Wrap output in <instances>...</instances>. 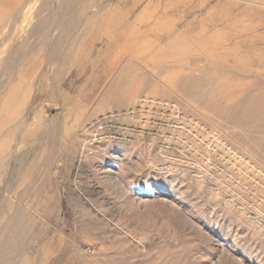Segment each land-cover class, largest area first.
I'll return each mask as SVG.
<instances>
[{
  "label": "rangeland",
  "instance_id": "obj_1",
  "mask_svg": "<svg viewBox=\"0 0 264 264\" xmlns=\"http://www.w3.org/2000/svg\"><path fill=\"white\" fill-rule=\"evenodd\" d=\"M56 1L43 10L41 0L0 2V11L10 9L13 45L26 42L10 88L18 92L13 109L26 107L16 120L28 134L15 141L23 153L0 168L3 181L21 183L13 201L0 202V222L10 205L33 219L42 241L31 242V255L42 264H264V120L238 130L224 116L253 94L254 78L240 65L248 54L264 55V0L246 13L240 0H81L66 15ZM83 8L86 18L99 9L102 16L75 22ZM45 20L52 33L42 44L31 31ZM69 23L55 82L62 62L51 66L47 51ZM90 60L99 64L94 72L77 77ZM207 73L217 75L204 85L210 101L188 102L175 91L178 74L201 81ZM40 156L36 167L14 162Z\"/></svg>",
  "mask_w": 264,
  "mask_h": 264
},
{
  "label": "bare ground",
  "instance_id": "obj_2",
  "mask_svg": "<svg viewBox=\"0 0 264 264\" xmlns=\"http://www.w3.org/2000/svg\"><path fill=\"white\" fill-rule=\"evenodd\" d=\"M2 0H0L1 2ZM8 1V0H7ZM12 0H9V2ZM14 1L11 2L14 4ZM39 1V0H37ZM52 0H41V10L46 9L49 4L51 3ZM231 1V0H230ZM242 2H244L248 7L245 8L244 13L253 10L252 7H249L250 4H254L257 6H263V4L259 3V2H254L253 0H240ZM8 2V3H9ZM18 2V1H17ZM20 2V0H19ZM57 2V1H56ZM60 13L63 15H66L70 12H73L74 9H76L75 6L81 4V0H60ZM57 2V3H59ZM124 2V1H123ZM237 2V1H236ZM4 3H6L4 1ZM227 3V2H226ZM18 4V3H17ZM29 4V3H27ZM31 4V3H30ZM84 4V3H82ZM127 4V3H126ZM148 4V3H147ZM211 4V3H210ZM239 4V2H238ZM243 4V3H242ZM241 4V5H242ZM9 5V4H8ZM15 5V4H14ZM13 5V6H14ZM23 5V4H22ZM137 5V4H136ZM209 5V4H208ZM240 5V8H241ZM11 6V7H13ZM34 6V5H33ZM237 6V5H236ZM251 6V5H250ZM2 8L4 7V5L1 6ZM25 7V6H24ZM75 7V8H74ZM85 7V6H84ZM98 7V6H97ZM234 7V5H233ZM238 7V6H237ZM81 8V7H80ZM86 8V7H85ZM85 8H83L82 10L79 11H75V17H74V21L75 22H79L82 20H85L87 23L93 24V22L95 20H97V18H99L101 15V12H103L101 9H99V11L95 14H92L90 17L85 15ZM93 8V7H92ZM146 8V6H145ZM148 8V7H147ZM82 9V8H81ZM127 9V8H126ZM7 10L8 6H7ZM29 10L30 6H29ZM40 10V11H41ZM261 10V9H260ZM5 11L1 10L0 11V67H2L1 73H0V137H2L3 135H6L5 137L8 138V141L6 142H0V168L2 167L3 163L6 164V162L9 160L8 157L11 156L12 154H19V153H23V144L21 145L20 143L17 144L15 141H25V139L27 138L28 134L25 132V130L20 131V127H22L21 125L26 124L24 119H20V120H16L19 119L18 117L23 113V110L26 108H24L22 110V113L20 114L19 112H17L16 110L13 109V105L14 103L18 100V92L14 90H11V88L13 87L11 86V77L13 76V72L15 70V68L23 61L24 59V55L22 54V50L24 49V47L26 46V42H23L19 45H13L14 42H12L11 40V36H12V32H11V28H10V23H9V19L8 17H6L7 15H5ZM97 11V10H96ZM121 11V10H120ZM4 12V14H2ZM43 12V11H42ZM9 12H7L8 14ZM11 16H13L12 18L15 20L17 19V17L19 16V12L17 11V8L15 7L14 9L11 8ZM31 13V12H29ZM89 13V12H88ZM87 13V14H88ZM226 13V12H225ZM243 13V14H244ZM43 14V13H42ZM111 14V13H110ZM120 14V13H119ZM248 14V13H247ZM121 15V14H120ZM129 16V15H128ZM20 17L22 18L23 24L29 25L30 22V16L27 15V13L25 15H20ZM42 17V16H41ZM228 17V16H227ZM46 18V17H45ZM35 19V18H34ZM56 19V18H55ZM104 19V18H103ZM226 19V18H225ZM53 20V19H52ZM120 20V19H119ZM118 21V20H117ZM50 20H45L42 22L37 23L32 31H31V35L35 36V35H40V43L45 44L44 40L46 39L47 36H49L52 33L51 27L50 26ZM97 22V21H95ZM99 22V21H98ZM101 22V21H100ZM108 23V22H107ZM113 23V22H112ZM121 23V22H120ZM59 24V23H58ZM96 24V23H95ZM131 24V23H130ZM25 25V26H26ZM52 25V24H51ZM73 23H69L66 24L63 28L62 33L57 37V39L50 45L49 50L47 51V56L50 59V61H52L53 63H51V66H54V64L56 62L59 61L58 58V54L61 52V49L65 43V39L67 36V32H70L72 27H73ZM19 26V25H18ZM57 26V24H56ZM24 27V26H22ZM30 27V26H29ZM85 28V27H84ZM86 28H89L86 27ZM94 28V26H93ZM29 29V28H28ZM31 29V28H30ZM119 29V28H118ZM128 29V28H127ZM23 30V29H22ZM27 30V29H26ZM25 30V31H26ZM106 30V29H105ZM124 30V29H123ZM129 30V29H128ZM169 30V29H168ZM167 30V31H168ZM24 31V33H25ZM58 31V30H57ZM83 31V29H82ZM92 31V30H91ZM103 31V30H102ZM20 32L23 33L20 29ZM19 32V34H20ZM111 32V31H110ZM116 32V31H115ZM122 32V31H121ZM133 32V31H132ZM152 32V31H151ZM17 33V32H16ZM85 33V32H84ZM127 33V32H126ZM168 33V32H166ZM109 34V32H108ZM133 34V33H132ZM169 34V33H168ZM21 35V34H20ZM103 35H105V31L103 32ZM128 35V34H127ZM14 36V35H13ZM74 36V35H73ZM86 36V35H85ZM121 36V35H120ZM125 36V35H124ZM165 36V34L163 35ZM162 36V37H163ZM15 37V36H14ZM18 37V36H17ZM25 37V36H23ZM133 37V36H132ZM161 37V36H159ZM166 37V36H165ZM169 37V36H168ZM97 38V37H96ZM123 38V37H122ZM138 38V37H137ZM18 38H16L17 40ZM20 39V38H19ZM139 39V38H138ZM158 39V38H157ZM26 40V39H25ZM52 40V39H51ZM99 41V40H98ZM169 41V40H168ZM161 43V42H160ZM206 43V42H205ZM126 44V43H125ZM95 45V43H94ZM132 46V45H131ZM137 46V45H136ZM130 48V47H128ZM134 48V46H133ZM74 49V48H73ZM92 49H94V47H92ZM25 50V49H24ZM86 50V49H85ZM99 50V49H98ZM122 50V49H121ZM135 50V48H134ZM139 50V49H138ZM165 48L162 49V51L165 53ZM83 51V50H82ZM141 51V50H140ZM140 51H138L139 53H141ZM159 53H160V49H158ZM106 52H108V48L106 50ZM104 51H101V54L104 55L103 53H106ZM111 52V51H110ZM127 52V51H126ZM133 52V50H132ZM162 52V53H163ZM70 53V52H67ZM143 53H145V51H143ZM156 53V52H155ZM158 53V52H157ZM73 54V53H72ZM134 54V53H133ZM231 54V53H230ZM233 54V53H232ZM61 55V54H60ZM140 54H138L139 56ZM171 55V53H170ZM45 56V54H44ZM74 56V55H73ZM142 56V55H141ZM97 57V56H96ZM137 57V56H136ZM144 57V56H143ZM162 56L156 57L159 58ZM165 57V56H164ZM173 57V56H172ZM103 58V57H101ZM166 58V57H165ZM168 58V57H167ZM171 58V57H170ZM174 58V57H173ZM126 59V58H125ZM138 59V58H136ZM163 59V58H161ZM74 60V59H73ZM120 60V59H119ZM153 60V59H152ZM174 60V59H173ZM172 60V62H173ZM238 60V59H235ZM160 61V59L158 60ZM214 61V60H213ZM242 61V60H240ZM62 62L61 67L59 70H57L56 72V76H55V82H58L59 78L62 75L63 72V67H64V62ZM107 62V61H106ZM110 62V61H109ZM119 62V61H118ZM123 62V61H122ZM157 62V60H156ZM198 62V61H197ZM209 62V61H208ZM215 62V61H214ZM231 62V61H230ZM84 63V62H83ZM108 63V62H107ZM159 63V62H158ZM163 63V62H162ZM220 63V62H219ZM226 63V62H225ZM41 64H42V60H41ZM98 62L97 61H89V66L87 67L86 64L81 66L80 72L78 73L77 77H81L83 75L84 72H86L88 69L92 70L94 72L95 68H97ZM124 64V63H122ZM154 64V63H153ZM235 64V63H234ZM40 65V62L38 64V67ZM155 65V64H154ZM120 66V64H119ZM209 66L213 67L214 64L210 63ZM238 66V65H237ZM33 67L35 68L34 64ZM38 67L36 66L35 69L39 70L41 68L38 69ZM41 67V66H40ZM68 67V66H67ZM121 67V66H120ZM215 67V66H214ZM235 67V66H234ZM33 68V69H34ZM45 68V66H44ZM66 68V67H65ZM224 68V67H223ZM232 68V67H231ZM240 68L245 71L249 77L254 78L253 81H250L249 86L252 87L251 91L253 92V94L247 98L246 102L243 104H240L236 107H230L227 108V110L224 112V116L229 120V122L232 124V128L234 127H240L241 123L243 121H246L251 127L252 126H256V123L258 124V122H262L264 120V104L263 103V98H264V55L263 54H248L246 60L243 61V63H241ZM1 69V68H0ZM226 69V68H225ZM223 69V70H225ZM35 70V71H37ZM201 70V69H199ZM23 71V70H22ZM21 71V72H22ZM98 71V70H97ZM221 71V70H220ZM26 72H29L26 70ZM31 72V70H30ZM29 72V73H30ZM54 72V71H53ZM92 72V75H99V74H95ZM184 72V71H183ZM201 72V71H200ZM33 73V72H32ZM191 73V72H190ZM245 73V74H246ZM27 74V73H25ZM153 74V73H152ZM29 75V74H28ZM27 75V76H28ZM101 75H104L103 73ZM194 75V74H193ZM118 76V75H117ZM152 76H156V75H152ZM23 77V76H22ZM54 77V76H53ZM66 77V76H65ZM119 77V76H118ZM158 77V76H157ZM176 83L175 85L179 86L178 89H176L175 91H180L181 92V96L183 98V100L186 101H190L192 103H204L207 101H210L211 97L209 96V92L204 89V85L206 84H211L212 82L215 81L217 75L216 74H210L207 73L204 75V78L200 81L198 79H195L193 76L191 75H187V74H178L176 76ZM29 78H31L29 76ZM43 78V77H42ZM46 78V77H45ZM120 78V77H119ZM26 79V78H25ZM41 79V78H39ZM49 79V78H48ZM32 80V78H31ZM64 80V79H63ZM249 81V79H248ZM32 82V81H31ZM107 82V81H106ZM36 83V82H35ZM49 83V82H48ZM61 83V82H60ZM74 83V82H73ZM24 84V83H22ZM28 84V83H27ZM33 84V83H31ZM54 84V83H53ZM77 84V83H75ZM100 84V83H99ZM106 84V83H105ZM17 85V84H15ZM99 86V85H98ZM11 87V88H10ZM17 87V86H16ZM40 87V85H39ZM47 87H49L47 85ZM74 87V86H73ZM111 87V86H110ZM109 88V87H107ZM169 88V87H168ZM209 88V87H208ZM29 90V89H28ZM27 90V91H28ZM95 90V88H94ZM103 90V89H102ZM101 90V91H102ZM167 90V89H166ZM212 90V88H211ZM31 90H29L27 93H31ZM47 91V90H46ZM107 91V90H106ZM214 91V90H213ZM34 92V91H33ZM96 92V91H95ZM118 92V90H117ZM100 93V91H99ZM209 93V94H208ZM220 94V93H218ZM222 94V93H221ZM34 95V94H33ZM125 95V94H124ZM123 94H121L120 96H118L117 102L118 105H121L122 103L126 102V99L124 97ZM177 95V94H176ZM224 95V94H223ZM29 96V95H28ZM50 96V95H49ZM66 96V95H65ZM166 96V95H164ZM23 97H25L23 95ZM31 98V96H29ZM34 97V96H33ZM132 97V96H131ZM27 98V97H26ZM35 98V97H34ZM33 98V99H34ZM101 98V97H100ZM20 99V98H19ZM138 99V98H137ZM246 99V98H245ZM24 100V99H23ZM132 100V99H131ZM141 100V99H140ZM27 101V99H26ZM32 101V99L30 100ZM91 101V100H90ZM143 101V100H142ZM138 102V101H137ZM140 102V101H139ZM36 103V101H35ZM103 103V102H102ZM149 103V102H148ZM184 103V102H183ZM19 104V103H18ZM21 104V103H20ZM19 104V105H20ZM28 104V103H27ZM26 104V105H27ZM81 104V103H80ZM134 104V103H133ZM136 104V103H135ZM134 104V105H135ZM18 105V107H20ZM30 105V104H29ZM147 105V104H146ZM186 105V104H185ZM17 106V105H16ZM80 106V105H79ZM78 106V107H79ZM101 106V105H100ZM136 106V105H135ZM129 107V106H128ZM140 107V106H139ZM169 107V106H168ZM177 107V106H176ZM189 107V106H186ZM228 107V106H227ZM21 108V107H20ZM23 108V107H22ZM21 108V109H22ZM29 108V106H28ZM221 108V107H220ZM80 109V108H79ZM199 109V108H198ZM206 109V108H205ZM73 110V109H72ZM90 110V109H89ZM131 110V109H130ZM174 110V108H173ZM219 110V109H218ZM31 111V110H30ZM85 111V109H84ZM82 111V112H84ZM135 111V110H133ZM193 111V110H191ZM72 112V111H71ZM144 112V111H143ZM87 113V112H86ZM135 113V112H134ZM140 113V112H139ZM150 113V112H149ZM195 113V112H194ZM223 113V112H222ZM27 115V114H26ZM23 115V116H26ZM74 115V114H73ZM199 115V114H198ZM209 115V114H208ZM213 115V114H212ZM129 116V115H128ZM218 116V115H217ZM210 117V116H209ZM23 118V117H22ZM26 118V117H25ZM214 118V117H213ZM219 118V117H218ZM34 119V118H32ZM71 120V117L69 118ZM220 119V118H219ZM139 120V119H138ZM215 120V119H214ZM223 120V119H222ZM16 121V122H15ZM146 121V119H145ZM69 122V120H68ZM149 122V121H148ZM244 122V123H246ZM253 123V125H251ZM264 123V122H263ZM68 124V123H67ZM66 124V125H67ZM180 124V123H179ZM222 125V124H221ZM246 125V124H245ZM177 126V124L175 125ZM220 126V125H219ZM261 126V125H260ZM27 127V126H26ZM35 127V126H34ZM66 127V126H65ZM250 127V128H251ZM36 128V127H35ZM52 128V127H50ZM72 127H69V129ZM242 128V127H241ZM245 128V127H244ZM29 129V133H30V127H28ZM178 129V128H176ZM184 129V128H183ZM224 129V128H223ZM238 129V128H237ZM236 129V130H237ZM262 128H260L261 130ZM264 129V128H263ZM36 130V129H35ZM67 130V129H66ZM73 130V129H72ZM90 129H86V132H88ZM182 130V129H181ZM239 130V129H238ZM245 130V129H244ZM250 130V129H249ZM258 130V129H257ZM34 131V130H33ZM31 133H34V132ZM37 132H39V130H36ZM53 131V130H52ZM70 131V130H69ZM68 131V132H69ZM227 131V130H226ZM231 131V130H229ZM254 131V129H253ZM21 132V135L18 137L17 134ZM173 132V131H172ZM176 132V131H175ZM173 132V133H175ZM178 132V131H177ZM185 132V131H184ZM228 132V131H227ZM232 132V131H231ZM230 132V133H231ZM262 132V131H261ZM30 133V134H31ZM36 133V132H35ZM34 133V134H35ZM67 133V131H66ZM235 133V132H234ZM243 133V132H242ZM250 133V132H249ZM253 133V132H252ZM255 133V132H254ZM37 134V133H36ZM180 134V133H179ZM182 134V133H181ZM184 134V133H183ZM239 134V133H238ZM237 134V135H238ZM241 134V132H240ZM257 134V133H256ZM65 135V134H63ZM72 135V134H71ZM232 135V134H231ZM230 135V136H231ZM247 135V134H246ZM30 136V135H29ZM175 136V135H173ZM179 135H177L178 137ZM225 136V135H224ZM244 136V135H243ZM242 136V137H243ZM258 136V135H256ZM33 137H35V135H33ZM32 137V138H33ZM172 137V135H171ZM232 137V136H231ZM246 137V136H245ZM251 137V136H250ZM255 137V136H254ZM229 138V137H228ZM239 138V137H238ZM247 138V137H246ZM259 138V136H258ZM3 137L0 139L2 140ZM72 139V138H71ZM232 139V138H231ZM261 139V138H260ZM181 140V139H180ZM109 141V140H108ZM234 141V140H233ZM243 141V140H242ZM241 141V142H242ZM250 141V140H249ZM258 141V140H257ZM16 143L17 145L13 146V143ZM238 142V141H237ZM248 142V141H247ZM259 147H261L264 151V138L262 140H259ZM14 143V144H15ZM88 143V141H87ZM236 143V142H235ZM33 144V143H32ZM39 144V143H38ZM37 144V145H38ZM244 144V143H243ZM252 144V143H251ZM256 144V143H255ZM26 145V144H25ZM36 146V145H35ZM87 146V145H85ZM29 148V146H27ZM64 147V146H63ZM66 147V146H65ZM37 148V146H36ZM82 148V147H81ZM63 149V148H62ZM84 149V148H83ZM82 149V150H83ZM90 149V148H89ZM44 150V149H43ZM258 150V149H257ZM25 151V150H24ZM81 151V150H80ZM167 151V150H166ZM253 151V150H252ZM256 151V150H255ZM259 151V150H258ZM45 155V151H43ZM168 152V151H167ZM262 152V151H261ZM260 152V155H261ZM39 153V152H37ZM41 153V152H40ZM63 153V152H62ZM84 153V152H83ZM255 153V152H254ZM41 154V156L43 157V155ZM61 154V153H60ZM59 154V155H60ZM165 154V153H164ZM264 154V153H263ZM34 155V154H33ZM58 155V154H57ZM167 155V154H166ZM165 155V156H166ZM259 155V157H260ZM24 156V155H23ZM37 156V154H36ZM41 156H40V160L36 159L38 158V156L35 158L33 157L30 160L27 161H23V160H14V162H19V163H26L29 166L32 167H36V166H40V162H41ZM164 156V155H163ZM117 157V156H116ZM169 157V156H168ZM264 157V156H263ZM19 158V157H18ZM44 158V157H43ZM50 158V157H49ZM52 158V157H51ZM29 159V157H28ZM167 159V158H166ZM165 159V160H166ZM43 160V159H42ZM261 160V159H260ZM54 161V160H53ZM168 161V160H167ZM166 161V162H167ZM55 162V161H54ZM261 162V161H258ZM4 164V167L6 166ZM261 164V163H260ZM44 165V162H43ZM263 165V164H262ZM42 166V165H41ZM44 167V166H43ZM24 168V167H23ZM31 168V167H30ZM47 169V168H46ZM167 169V168H166ZM171 169V168H170ZM17 170V169H16ZM28 170V169H27ZM5 171V168H4ZM31 171H34L33 169ZM46 171V170H45ZM6 174V172H5ZM27 174V172L25 173ZM45 174V173H44ZM7 175V174H6ZM29 175V174H27ZM4 177V176H3ZM3 177L1 176V172H0V202H4L5 200L7 201L8 199L13 201L12 199L16 196L15 195V190L16 189V185L17 183H19L18 181L14 179H10V180H6L3 181ZM7 177V176H6ZM46 177V176H45ZM110 177V175H109ZM28 178V177H27ZM25 176H21V182L24 181L25 179H27ZM44 178V177H43ZM31 179V177H30ZM29 179V180H30ZM38 179V178H37ZM22 182V183H24ZM27 182V180H26ZM21 185V183H19ZM25 184V183H24ZM19 185V186H20ZM18 188V187H17ZM19 190V188H18ZM17 197V196H16ZM21 197V196H20ZM133 197V196H132ZM17 199V198H16ZM130 200V199H129ZM17 201V200H16ZM10 203V202H9ZM5 205V204H4ZM13 205V204H12ZM7 207V206H6ZM15 208V207H14ZM13 206H9V209L7 211L8 215V219H3V221L0 222V264H42L43 262L40 260L39 257H32V246L30 245L32 241H38L40 243V241H42V235L39 231V229L37 228L36 223L33 221V219L29 218V216H27V214H25L24 212L20 211L19 209H14ZM18 208V207H17ZM21 208V207H20ZM27 212V211H26ZM45 238V237H44Z\"/></svg>",
  "mask_w": 264,
  "mask_h": 264
},
{
  "label": "built area",
  "instance_id": "obj_3",
  "mask_svg": "<svg viewBox=\"0 0 264 264\" xmlns=\"http://www.w3.org/2000/svg\"><path fill=\"white\" fill-rule=\"evenodd\" d=\"M89 252H90V250H89Z\"/></svg>",
  "mask_w": 264,
  "mask_h": 264
}]
</instances>
